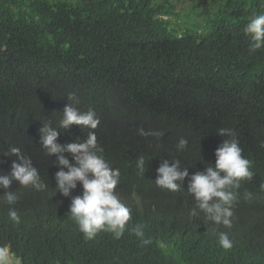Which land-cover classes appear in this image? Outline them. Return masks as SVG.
<instances>
[{
	"label": "trees",
	"instance_id": "16d2710c",
	"mask_svg": "<svg viewBox=\"0 0 264 264\" xmlns=\"http://www.w3.org/2000/svg\"><path fill=\"white\" fill-rule=\"evenodd\" d=\"M180 2L0 0V173L11 172L17 158L4 154L16 147L46 185L13 182L15 205L0 189V247L19 264H264V48L250 52L243 31L264 0ZM69 94L80 111L96 112L103 155L120 170L115 194L131 220L119 239L105 231L85 239L69 214L83 188L58 191L56 156L39 143L44 123L59 126ZM141 127L164 135L141 136ZM220 128L235 131L254 173L235 190L231 228L195 208L187 178L177 192L155 183L163 159H179L190 175L214 165L230 139ZM59 131L65 143L89 129ZM182 137L188 146L178 151ZM137 225L143 236L131 231ZM222 231L230 249L218 243Z\"/></svg>",
	"mask_w": 264,
	"mask_h": 264
},
{
	"label": "clouds",
	"instance_id": "9594fccd",
	"mask_svg": "<svg viewBox=\"0 0 264 264\" xmlns=\"http://www.w3.org/2000/svg\"><path fill=\"white\" fill-rule=\"evenodd\" d=\"M243 31L251 38L250 52L255 53L264 48V13L251 17ZM68 100L70 103L63 109L59 126L44 123L39 129V143L46 155L56 156L54 164L59 170L55 173V184L58 191L67 197L77 188L78 183L83 188L82 195L71 198L69 214L85 239L91 240L101 231L113 233L119 239L131 220L130 209L115 194L120 181V170L113 168L103 155L104 148L94 131L100 124L96 112L92 109L80 111L75 106L78 101L73 94H69ZM73 125L89 129L86 138L81 140L77 137L72 142H58L59 130L68 131ZM217 131L219 135L230 139H224L215 150L214 165L208 164L203 171L190 175L188 168L182 167L179 159H163L156 169L155 183L162 189L177 192L187 178V191L194 196L195 208L203 211L216 225L231 228L236 202L235 190L241 187L242 181L251 180L254 173L251 161L242 155L243 150L235 131L230 128H220ZM137 132L141 136L155 137L157 140L164 135L162 131H146L142 127ZM187 146L188 140L183 137L176 144L178 151L185 150ZM67 154H71V161ZM4 155L17 158L12 160L9 174L0 173V189H4V197L9 205H15L19 199L17 193L9 190L13 182L36 190L46 187L31 158L23 155L19 148L11 147ZM145 163L143 156L136 161V168L141 175L145 173ZM260 187L264 190V184ZM8 215L14 223L20 222V216L14 208L9 209ZM142 229L143 225H137L131 231L143 236ZM218 243L224 249L232 247L227 232L219 233ZM10 254L14 256L9 246L0 247V264H13Z\"/></svg>",
	"mask_w": 264,
	"mask_h": 264
},
{
	"label": "rangeland",
	"instance_id": "374dc122",
	"mask_svg": "<svg viewBox=\"0 0 264 264\" xmlns=\"http://www.w3.org/2000/svg\"><path fill=\"white\" fill-rule=\"evenodd\" d=\"M189 2V0H181V5H186ZM179 3V4H180ZM13 260V264H19V260H17L12 254H10Z\"/></svg>",
	"mask_w": 264,
	"mask_h": 264
}]
</instances>
